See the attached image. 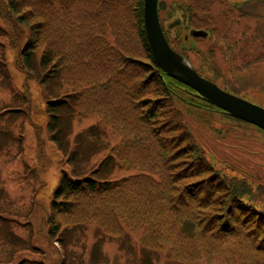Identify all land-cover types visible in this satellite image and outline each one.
<instances>
[{"label": "trees", "instance_id": "trees-1", "mask_svg": "<svg viewBox=\"0 0 264 264\" xmlns=\"http://www.w3.org/2000/svg\"><path fill=\"white\" fill-rule=\"evenodd\" d=\"M8 2L30 30L20 53L27 70L45 68L41 81L57 78L74 88L47 101L50 139L61 151L70 149L65 109L83 118L98 116L86 130L90 142L109 140V133L120 138L88 174L63 170L53 211L72 215L90 206L78 222L101 214L119 227L124 219L142 233L144 248H168L169 257L182 263L217 255L228 264H264V187L255 190L244 178L216 167L197 143L179 104L231 116L158 68L144 0ZM262 49L258 61L264 60V43ZM5 110L25 113L22 106ZM79 156L75 144L68 160ZM113 169L136 172L117 179L109 177ZM132 187L138 195L131 194ZM132 201L137 207L129 209ZM60 229L51 224L49 234L62 241L65 230Z\"/></svg>", "mask_w": 264, "mask_h": 264}, {"label": "rangeland", "instance_id": "rangeland-1", "mask_svg": "<svg viewBox=\"0 0 264 264\" xmlns=\"http://www.w3.org/2000/svg\"><path fill=\"white\" fill-rule=\"evenodd\" d=\"M197 1L160 0L158 10L164 30L180 20L184 22L181 12L170 10V4ZM235 1L227 0L228 6L224 8L218 4L213 6L211 11L216 18L210 26L215 23L216 27L209 32L212 40L198 44L191 39L190 44L204 52L193 51L187 58L194 67H199L202 76L264 107V60L251 66L244 63L253 60L262 50L264 0L259 8L251 5L241 9L231 5ZM245 10L253 11L241 15ZM243 34L246 37L243 36L239 47L242 55L236 58V48L231 45ZM29 35L28 25L18 20L8 0H0V264H228L217 255L182 263L169 257L168 248L161 251L144 248L142 233L127 227L124 219L119 227L116 221L105 219L101 214L78 222L86 218L82 215L87 214L90 206L86 209L81 206L72 215L53 211L51 200L63 170L88 174L120 138L109 133V140L90 142L86 130L98 123V116L83 118L74 110L65 109L63 126L66 135L71 134V147L63 152L50 139L47 101L74 88L57 78L41 81L45 68L27 70L20 53ZM173 35L172 32V38ZM43 50L44 46L38 49L35 64ZM24 101L29 102L27 107ZM13 106H22L25 113L6 112L5 109ZM179 109L184 111L197 143L216 167L244 178L255 190L259 185L264 187L263 131L218 110L188 108L182 104ZM75 144L80 156L76 162H70ZM110 172L109 177L119 179L136 171L113 169ZM131 194L138 195L139 189L132 187ZM261 195L264 196V189ZM134 207L137 201L128 204L129 209ZM103 222L108 226L102 227ZM55 223L61 226V232L65 230L60 235L62 241L49 234L51 224Z\"/></svg>", "mask_w": 264, "mask_h": 264}, {"label": "water", "instance_id": "water-1", "mask_svg": "<svg viewBox=\"0 0 264 264\" xmlns=\"http://www.w3.org/2000/svg\"><path fill=\"white\" fill-rule=\"evenodd\" d=\"M158 3L159 0H144L145 28L158 68L170 77L190 86L210 104L232 117L264 130V107L233 94L202 76L186 56L170 46L160 21ZM194 35L205 36L206 34L203 31H197Z\"/></svg>", "mask_w": 264, "mask_h": 264}, {"label": "flooded vegetation", "instance_id": "flooded-vegetation-1", "mask_svg": "<svg viewBox=\"0 0 264 264\" xmlns=\"http://www.w3.org/2000/svg\"><path fill=\"white\" fill-rule=\"evenodd\" d=\"M261 1L262 0H236L231 5L234 6L235 8H240V9L242 7L247 8V6H251V5L252 6L256 5V8H259ZM216 4H218L219 6H221L223 8L228 6L227 0H198L197 8H196V5L194 4V2L193 3L190 2V3H179V4L173 3V4H170L169 7L171 9L170 8L169 9L170 10H179V12H181L182 17L184 19V22L180 20V22H178L177 25H172L169 28H165V30L163 28L165 36H166L170 46L174 50L183 54L186 57H188V55L193 51H196V53H198V54H200V52H204L203 50H201V51L197 50L193 45H191L190 40L193 39L198 44H200L199 42H205L207 40H209V41L212 40V39H210L212 37V34H210L209 32L212 33V31H215L213 27H216V26H215V23L213 26H210V25H211V23L214 22L216 17H213L211 10H212L213 6H215ZM233 10L234 9H232L230 11H233ZM252 11L253 10H250V12L248 10H245V12H241V15H247L249 13H252ZM159 16H160V14H159ZM224 16H225L226 21H228L229 18H228L227 13L224 14ZM237 21H239V19ZM183 31H187V33H185L184 36L182 35ZM197 31H203L206 35L205 36L194 35V33ZM172 32L174 34L173 38L171 37ZM244 33L246 34V31H244ZM245 34L241 35L239 40L234 39V42L231 45V46H234V48H236V52H237L235 55L236 58H238L239 56L242 55L240 53L241 51L239 50V47H240V42L242 41L243 36ZM181 35H182V38H181ZM244 37H246V36H244ZM198 40H201V41H198ZM215 42L216 41H214V43ZM263 43H264V41H263ZM229 45H230V43L227 46H229ZM211 49H214V47ZM262 55H263V49L261 50L259 55L257 57H255L253 60H250V61H247L244 63H246V65H249V66H251V64H254L255 62L260 63L261 61H258V58L262 57ZM196 69H197V71L200 70L199 67ZM214 71L218 72L217 69H214Z\"/></svg>", "mask_w": 264, "mask_h": 264}]
</instances>
